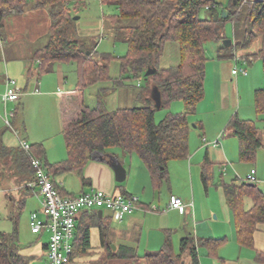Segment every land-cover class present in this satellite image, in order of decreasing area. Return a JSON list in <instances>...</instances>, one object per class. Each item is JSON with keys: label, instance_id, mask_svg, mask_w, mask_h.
<instances>
[{"label": "trees", "instance_id": "1", "mask_svg": "<svg viewBox=\"0 0 264 264\" xmlns=\"http://www.w3.org/2000/svg\"><path fill=\"white\" fill-rule=\"evenodd\" d=\"M33 1L37 8L57 5L62 7L59 12L52 13L54 23L50 38L47 44L35 52L32 59L37 62L39 72H48L60 63H77L79 83L76 90L69 92L74 98L67 96L63 101L66 102L63 113L67 159L51 164L46 161L42 144L32 145L30 151H25L20 146L9 150L2 140L0 155L12 153V162L16 165L22 182L26 184L27 192L33 191L29 186L35 177L31 161L33 157H37L43 161L59 192L73 195L64 191L55 180L56 175L67 171H80L83 175V169L95 155L108 149L121 148L126 154H137L140 157L150 173L154 188L161 189L170 179V162L189 155L192 127L189 116L196 112L205 94V45L227 38L225 22L233 20L236 13L230 11L228 17L223 18L215 0H101L103 4L115 6L119 10V14L113 17L115 21H137L135 25H126L119 28L120 30L117 28L128 44L127 54L118 58L121 77L143 75L149 78L151 76H146L148 69L157 68L152 75L153 85L161 92L162 107L176 99H182L185 103L184 113L170 114L158 123L155 117L156 108L153 106L107 111L102 106L87 105L83 96L84 89L111 79L110 64L115 57L83 49L80 41L72 38L71 28L75 21L64 9L69 8L72 1L81 0ZM252 1L250 0L248 15L250 28L246 30L244 38L231 47H221L219 54L223 58L225 50L237 52L250 49L257 39H261L260 50L257 53L244 54L242 61L252 65L255 59H261L264 66V0ZM27 2L28 0H0V26H3L9 9L23 8ZM242 2L244 0H237V5L240 6ZM203 9L209 11L206 18L201 17ZM169 41L180 44L181 61L179 66L162 69L159 67V60ZM123 84L120 79L115 82L118 86ZM255 107L258 115L264 116V88L256 91ZM228 127L239 139L240 159L254 162L258 150L264 147L262 132L256 122L234 115ZM4 165L8 168L7 163ZM215 165L207 156L203 171L206 188L215 180ZM82 180L84 184L88 181L84 175ZM220 183L235 216L240 244L244 247H255V234L264 225V190L260 188L259 182L251 185L246 179L239 180L237 177L228 181L223 173ZM247 199L250 204L246 203ZM84 214L85 220L76 229L71 264L88 254L92 248L91 229L99 226L102 230L101 218L96 210H89ZM17 224L13 235L0 231V264H30L20 253ZM225 241L227 240L186 237L181 241V254L176 255L172 243L167 240L157 253L140 256L134 248L127 246L113 251L111 245L103 240V245H106L104 260L125 257L143 259L145 264H182L183 255L187 253L191 257V264H201L199 247H205L211 256H218V250ZM257 254L258 261L264 264V251H258Z\"/></svg>", "mask_w": 264, "mask_h": 264}, {"label": "rangeland", "instance_id": "2", "mask_svg": "<svg viewBox=\"0 0 264 264\" xmlns=\"http://www.w3.org/2000/svg\"><path fill=\"white\" fill-rule=\"evenodd\" d=\"M215 1L218 3L219 9L222 12L226 10L227 12L232 11L236 13L233 20L225 22L226 40L234 39V45H236L238 41L244 38L246 30L250 28V22L248 20L249 6L251 5L250 0H244L240 6L237 5V0ZM68 6L69 8L64 9V11L67 15L73 16L75 21L72 23L71 28V34L73 33L72 38L79 40L83 45V49L92 50L93 53L111 54L115 57L110 64L111 79L89 85L84 89L83 96L87 105L91 107L102 106L107 111L146 105L153 106L156 108L155 117L158 123L170 114L185 112V103L182 99H176L167 106L158 108L153 98L155 85H153L152 75L149 78L143 75L140 77H134L132 75L121 77V67L118 58L124 57L127 54L128 44L124 41V36L118 29L130 24L135 25L136 20L123 19L115 21L116 19L113 17L119 14V10L115 6L103 4L101 0L72 1ZM60 10H62V7L58 5L37 8L33 0H28L23 8H11L8 10L3 26H0V39L3 37L2 39L4 40L1 39V41L5 42V55L0 47V72L5 73L7 69L9 77L14 78L18 82V86H25V79H28L27 81L30 82V88L22 91L20 100L22 106L19 109L17 125L19 126L20 122H26V128L30 132L36 135H41L40 133L42 132L44 134L47 133L50 136L47 139H49L48 144L51 150V157L67 158L66 153L64 154L65 156L60 154L64 146L62 139L64 135H60L59 131L64 129V123L59 113L58 102H60V99L58 93L59 90L64 93L67 90L74 91L77 89L79 83L77 63H60L55 65L54 69L42 73L39 80L44 85L40 84V92L34 94L32 91L38 84L36 83L37 77L30 75L29 78L25 71L22 76H16L19 70L16 68L15 61L18 57L29 59L31 62L33 61L35 51L47 44L50 38V31L54 23L52 13L59 12ZM208 14L209 11L207 9L201 11L202 18L208 17ZM75 16H79V19H75ZM236 19L237 21H235ZM8 44H12L10 49L7 48ZM223 45L224 40L211 41L205 45L207 59L204 85L205 94L204 98L199 102L196 112L189 116V120H191V125L193 126L192 130L195 131L196 135H199L201 128L199 126L195 129V125H201V123L204 126L206 125V127L208 126L209 129L214 128L219 118L227 110L235 113L241 111L242 115L245 111L252 109V117L250 118H242L240 114L238 115L241 119L254 120L256 122L257 127L262 132L264 143V116L259 117V119L255 108L250 107L251 102L254 106L256 91L264 88L263 62L261 59H255L252 65H250L242 60L239 61L238 68H246L248 75H241L239 81L234 78L233 82H228L230 98L227 102H231V104L226 109L220 103L223 100L222 93L218 88L219 82L217 76L224 74L223 78L225 77L224 79H227L232 69L236 67V62L231 56L234 53L231 50H225L223 52L224 57H220L218 51L220 46ZM223 47L226 48L225 46ZM235 54L239 56V51ZM180 61V44L177 41H169L166 44L163 56L159 60V67L162 69L176 67L180 65ZM37 65L35 63L34 68L36 70ZM59 67L63 69L65 75L62 88L58 87ZM119 79L124 82L123 85H115V82ZM31 85L35 86L31 88ZM3 86L0 83V94L4 91ZM27 102H29V105H27ZM8 108L10 111L14 109L11 106ZM18 130L22 136L27 132L21 128ZM228 130L230 129L228 128ZM198 139L200 138L198 137ZM0 140H2L5 147L9 150L18 148V139L15 132L7 128L4 124L0 126ZM199 142L202 141L200 140ZM113 150L120 157H124L123 154L127 155L121 148H113ZM258 154L261 155L260 157L258 155L254 162H243L245 163L243 164V169L237 171L240 176L231 167L229 169V177L236 178L238 175L239 180H242L252 166H257L259 171H262L264 175V149H260ZM129 156L127 155V157ZM132 156L134 159L136 158V154ZM4 163H7L8 168H5ZM84 169L83 175L85 176ZM64 175L69 182L68 189L77 194L81 193L79 191L82 187L83 175L80 171H67ZM259 178L263 179L264 176L261 177L259 175ZM243 180L245 179L243 178ZM128 182L129 180L127 179L122 183H117L119 186H126ZM25 186L26 184L19 177L16 165L12 162V153L0 155V231L8 235H13L16 223H18L17 242L20 253L27 258L30 264H50L47 254L45 255L43 252L44 244L47 243L49 234L44 233L41 236L40 234H34L30 226L31 212L40 207L39 197L34 192H27ZM259 186L264 190V181H260ZM21 201L22 203L19 204ZM246 203L250 204V200L247 199ZM109 213L108 210H105L106 215ZM260 228L263 229H260L255 234V244H259L261 241L264 242V226L262 225ZM93 232V245L98 249L97 246L100 245L99 231L95 228ZM201 250L204 251V248L202 247ZM86 262L87 258H84L76 264H85Z\"/></svg>", "mask_w": 264, "mask_h": 264}, {"label": "crops", "instance_id": "3", "mask_svg": "<svg viewBox=\"0 0 264 264\" xmlns=\"http://www.w3.org/2000/svg\"><path fill=\"white\" fill-rule=\"evenodd\" d=\"M2 38L3 37H1V39ZM230 40L232 41L230 46H233L235 41L234 39ZM261 44V39H257L250 49L239 50L240 57L235 54L236 51H234L231 56L234 59L235 56H238L242 60V56L244 54L257 53L260 50ZM11 45L8 44L7 48L10 49ZM223 46H220V48ZM0 47L5 55V42L2 41V45ZM12 61L14 60L12 59ZM15 61L16 68L19 70L16 76H22L25 71L29 78L30 75L37 77L36 83L38 84L32 93L36 94V92H40L39 85H44V83L39 80L42 73L39 72L38 65L37 70L34 68L35 63L37 64V62H31L29 59H24L22 57H18ZM6 72L7 69L5 73L2 71L0 72V83L2 86L4 85V91L0 94V126L4 124L7 128L14 131L15 134L18 132L21 138L27 140L31 144V147L35 144H42L45 148L46 161L51 164L67 159L65 157H51V150L48 144L49 139H47L50 138V136H48L47 133L44 134V132H42L40 133L41 135H36L33 132H30L26 128V122H20V127L17 125L19 109L20 106H22V102H20V98L19 100L5 103L4 96L7 90V82L8 79L11 78L9 77V73ZM223 76L224 74L217 76V80L219 82V84H217L220 92L222 93L223 102L220 103L227 109L231 104V102H227L230 98L228 82H233L234 78L239 81L241 74L234 75L231 71V74H229L227 79H224L225 77L223 78ZM27 80L28 79H25V86H18L20 90L26 91L30 88V82ZM64 81V71L60 68L58 87L62 88ZM34 86L35 85H31V88ZM69 92L70 91L67 90L63 93V91L59 90L58 93L60 99V102H58L59 113L63 120L64 127L65 119L63 107H65L66 102L63 101L67 96L68 98L74 97ZM27 105H29V102H27ZM9 106L14 108L13 110L15 111L14 115L9 118L11 125H8L5 121V117L7 115L6 111H13L9 110ZM250 107L255 108L256 111L255 102L254 106L251 102ZM238 114L241 115V111L235 113L227 110V112L219 118L217 124L214 125V128L212 129H209L208 126L206 127V125L204 126L202 123L201 125H195V129L199 126L201 128V133L199 135H196L195 131L192 130V126L189 136V155L185 158L172 160L170 162V179L168 183H165L161 187V189L154 188L150 173L137 154L135 159L132 156L133 154H127L130 155V158L125 154H123L124 157H120L113 149H108L104 153L95 155L85 166L84 172L88 181L86 184L82 183V187L79 192L82 193L94 189H102L110 193H124L138 197L139 203L132 213L125 216L122 222L117 220L111 211H109L110 213L108 215L105 214V211H103V215H100L99 210H96L101 218L102 230L99 226L91 229L92 248L89 250L88 254L79 258L73 264L80 262L84 258H87V262L85 264H145L143 259H131L125 257L104 260L106 245H103V240H105L107 245H111L113 251H117L118 249L120 250V248L127 246L134 248L140 256L157 253L163 248L167 240H170L175 254L177 253L176 255H180L181 241L186 237H193L196 239L216 238L227 240L218 250V256H211L205 247H203L204 251L201 250L202 247H199L200 258H202L201 264H261L257 259V253L258 251H264V242L261 241L259 244H255V247L253 248L244 247L240 244L238 240L235 216L227 203L223 187L220 183L222 173L225 179L230 181L234 179V177H229V169L232 167L238 174L237 171H241L243 169V164H245L243 163L245 161L240 159L239 139L233 134L231 129L228 130L229 121L234 115ZM256 114L258 118L261 117L258 113ZM241 117H252V109L245 111ZM198 123L200 124V122ZM19 128L22 130L25 129V131H27L26 134H23L22 136L21 132L18 130ZM59 134L64 135V138H62L64 146L60 154L64 155L66 153L67 156V143L64 129H61ZM198 137L200 139H198ZM31 138H33V141ZM200 140L202 142H199ZM17 145L18 147L20 146L18 140ZM262 148L264 149V147ZM258 155L259 154L257 153V157ZM207 156L213 163H216L215 166H217L215 167V180L208 188H206L203 181V171ZM112 157L118 158L127 170L126 180L128 179L129 182L126 186H119L117 183L115 171L107 162L111 160ZM252 169H256L257 174L261 177L264 176L262 171L260 172L257 166H252L250 170L247 171L245 177H243L244 179H247V176ZM64 174L60 173L56 175L55 180L60 183L65 192L77 194L76 192L68 189L69 182ZM238 175L237 178L240 176ZM131 178L132 180H130ZM263 179L261 181H264ZM37 190L38 189L33 190L32 193L34 192L38 195L40 202L41 197L39 190ZM172 196H177L183 199L186 204V210L184 212L171 208L170 203ZM39 210H41V202L40 207L32 212ZM84 212L86 211L80 213L77 226L85 220L86 215ZM95 228L98 229L100 237V245L97 246L98 249H96V246L93 245V229ZM41 235L42 234H40V236ZM49 240L50 234L47 243L44 244L43 251L45 255L47 254V256ZM182 259V264H191V257L187 253L183 255Z\"/></svg>", "mask_w": 264, "mask_h": 264}, {"label": "built area", "instance_id": "4", "mask_svg": "<svg viewBox=\"0 0 264 264\" xmlns=\"http://www.w3.org/2000/svg\"><path fill=\"white\" fill-rule=\"evenodd\" d=\"M2 41H0V46ZM236 67L232 70L234 75H247L246 68H238L241 60L235 57ZM22 90L18 88L15 79H8L7 90L4 96L5 103L16 101L21 98ZM14 110L6 111L5 121L8 125L10 117L14 115ZM19 145L25 151L31 150V144L20 137L16 132ZM34 170V180L29 186L38 189L41 197V210L30 214L31 231L34 234L49 233L48 259L50 264H71L72 255L75 249V234L77 221L80 213L89 210H108L115 218L122 222L127 214L132 213L139 203L138 197L124 193H110L102 189H94L73 195H63L59 192L53 179L45 169V165L40 158L33 157L31 161ZM256 169H252L246 181L251 183L260 182ZM264 180V179H263ZM171 208L184 212L186 204L182 198L171 197Z\"/></svg>", "mask_w": 264, "mask_h": 264}, {"label": "water", "instance_id": "5", "mask_svg": "<svg viewBox=\"0 0 264 264\" xmlns=\"http://www.w3.org/2000/svg\"><path fill=\"white\" fill-rule=\"evenodd\" d=\"M222 16H223V18H227L228 12L226 10H223ZM75 19H79V16H75ZM231 44H232L231 40H224V45L226 47H229ZM156 71H157V68L150 67L148 69V71L146 72V76L153 75L156 73ZM153 98H154L158 108H161L162 107V95H161V92L157 86H154ZM107 162L114 169L117 182H119V183L124 182L127 178V170H126L125 166L121 163V161L116 157H112V159L107 161ZM251 185H255V184L251 183ZM99 214L103 215V210H99Z\"/></svg>", "mask_w": 264, "mask_h": 264}]
</instances>
